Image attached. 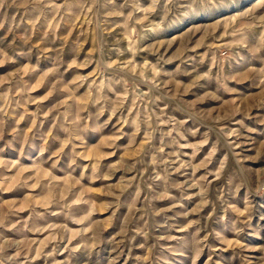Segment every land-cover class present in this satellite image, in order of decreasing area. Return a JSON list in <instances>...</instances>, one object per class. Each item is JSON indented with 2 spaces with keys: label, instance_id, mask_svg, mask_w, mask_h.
I'll return each mask as SVG.
<instances>
[{
  "label": "rangeland",
  "instance_id": "rangeland-1",
  "mask_svg": "<svg viewBox=\"0 0 264 264\" xmlns=\"http://www.w3.org/2000/svg\"><path fill=\"white\" fill-rule=\"evenodd\" d=\"M0 264H264V0H0Z\"/></svg>",
  "mask_w": 264,
  "mask_h": 264
}]
</instances>
